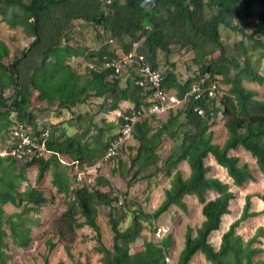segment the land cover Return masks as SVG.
Segmentation results:
<instances>
[{"label":"trees","instance_id":"16d2710c","mask_svg":"<svg viewBox=\"0 0 264 264\" xmlns=\"http://www.w3.org/2000/svg\"><path fill=\"white\" fill-rule=\"evenodd\" d=\"M111 1L0 0L2 20L33 38L8 63L4 61L11 52L0 41V150L9 149L14 114L19 122L31 126L34 136L42 138L48 132L46 147L53 152L27 161L0 155V264L12 259L11 244L19 248L32 244L34 229L43 223L42 211L52 203L36 186L28 184L22 189L29 182L31 167L38 170L37 182L52 171L53 185L66 199L67 209L54 222L55 232L65 236L85 227L93 230V251L101 255L102 264H169L171 236L160 242L145 239L136 243L145 223L154 226L172 207L186 210L188 197L202 203L205 219L195 231L187 229L184 247L173 264H190L197 254L210 264H264L260 258L264 256V228L259 227L248 240L237 233L244 222L264 214V210L252 211V195L246 196L240 217L223 233L219 248L211 243L224 216L231 214L235 193L229 184L208 177L212 168L205 164L213 156L233 184L242 187L255 180L250 165L232 155L242 148L256 159L264 174V99L259 91L245 86H264V0H159L153 10L143 9V0ZM256 6L259 12H255ZM250 21L251 28L246 24ZM89 27L95 30V46L87 44L84 36ZM223 30L241 39L231 46L225 44ZM183 50L194 54L197 67L185 80L170 62L172 54ZM117 52L143 56L153 69L161 71L164 89L180 103L166 114V120L149 115L136 122L131 134L135 144L127 149V143L123 144L106 162H114L111 176L126 183L125 191L118 190L104 174L92 184L73 187L75 164L71 163L78 162L80 167L98 164L119 138L124 117L149 110L153 104V90L149 84L141 85L135 71L116 73L105 67V57L118 59ZM81 57L93 63L84 73L71 62ZM225 86H229L227 90ZM35 101L41 103L38 111L48 120L37 117ZM123 102L131 107L121 112L118 124L98 119L101 114L121 110ZM218 129L226 134L222 144L216 142ZM58 155L68 163L63 164ZM181 163L189 166L188 177L179 169ZM160 176L167 177L170 186L161 205L150 213L130 190L144 181L151 185ZM209 192L217 196L207 201ZM259 198L264 201V194ZM6 205L20 210L9 214ZM102 207L108 209L111 248L104 244L98 224ZM47 244L45 264H50L56 244L51 239Z\"/></svg>","mask_w":264,"mask_h":264},{"label":"rangeland","instance_id":"374dc122","mask_svg":"<svg viewBox=\"0 0 264 264\" xmlns=\"http://www.w3.org/2000/svg\"><path fill=\"white\" fill-rule=\"evenodd\" d=\"M255 12H259L260 7H254ZM252 22L247 24L249 28L252 27ZM85 37L87 38V44L95 46L94 41L96 40L95 30L93 28H88L84 30ZM241 39L240 35L232 33L231 31L222 32V40L225 44L233 45L235 42ZM0 41L4 42L11 55L9 58L5 59V63L13 60L15 56H20L24 49L30 46L33 38L28 36L22 28H11L8 26L0 15ZM238 58L242 59L241 56L237 55ZM160 58L164 61L165 58L161 54ZM194 54L187 50L178 51L170 56V62L176 64V71L181 80L187 79L192 75L193 71L197 69L193 63ZM72 64L78 69L79 72L84 73L85 70L93 65L91 62H86L83 57L72 59ZM168 67V65H166ZM264 68V67H263ZM132 71V67L128 68ZM127 68H125V71ZM128 71V72H129ZM264 74V71H263ZM245 86L250 89H254L260 92L261 98L264 99V86H258L256 84H247ZM229 86L224 88L227 90ZM35 114L42 121L48 120V116L43 111H38L41 107V103L38 101L34 102ZM45 106V105H44ZM121 112H124V103H121ZM120 111L112 112L110 114H101L98 119L105 118L109 122L115 124L119 123ZM56 116V114H55ZM54 116V117H55ZM167 115H163L160 119H167ZM47 118V119H46ZM119 131V129L117 130ZM226 138V134L222 129L217 130L216 142L222 144ZM135 144L134 140L130 138L127 141L125 149L132 147ZM172 145H168L166 151L164 152V157L168 155ZM4 148V147H3ZM5 149L0 150V155H5ZM232 155L238 156L243 162L249 163L253 175L255 177L254 181L247 182L242 187H237L233 184L232 180L227 175L224 168L218 165L216 160L209 156L205 164L212 168L208 177L218 178L222 182L229 184L231 190L235 193V199L231 201V214L227 215L222 222L221 228L211 235L210 241L217 248L220 242L222 234L228 229L229 225L236 221L243 210L245 204V198L248 195H252L254 212H260L264 210V201L259 197L264 194V175L258 169L256 164V159H254L249 153L240 149L233 151ZM96 166L94 170L98 175L104 174L111 178L115 187L118 190L125 191L126 183H124L118 177H112L111 171L114 167V162H108L104 164L101 169ZM179 169L183 172L185 177L190 174L189 166L186 163H181ZM75 170V169H74ZM73 175L75 176L74 172ZM97 175V176H98ZM28 176L30 181L24 182L22 189H24L28 184L36 186L42 189L48 198H52V203H49L42 211L43 223L40 227L34 229V241L27 248H19L14 245H10L9 253L12 255V259L8 264H45V255L49 253V247L47 242L51 239L53 244H56L55 248L50 252L49 263L50 264H102L100 259L101 255L93 251L96 246L95 232L88 227L80 230H76L74 234L66 232L65 236H61L59 233L55 232L54 222L59 218L67 209L66 199L63 195L57 193V188L53 185L52 171L48 172L43 180L37 182L38 171L36 169L29 170ZM80 185L76 181L73 187ZM170 186V180L165 176H160L156 180L152 181L151 185H148L146 181L140 182L135 187L130 190L132 196L137 197L140 201H143L145 210L147 212L153 213L163 202L164 192ZM150 187V188H149ZM149 195L148 201L146 198ZM216 193L209 192L206 195V200H212L216 197ZM187 204L186 210H181L178 207L171 208L167 213H165L159 220L154 221V226H150L145 223L146 228L142 232V236L137 241V245L141 244L145 239L153 240L154 242H160L164 236H171L173 243L169 249V264H173L177 261L180 252L182 251L185 243V235L188 228L194 231L199 228L203 221L204 216L202 213L203 205L195 197H188L185 199ZM5 210L7 213L11 214L17 212L20 209L12 206L6 205ZM108 209L102 207L100 215L98 217V224L101 227L102 240L104 244L111 248L113 245V233L108 225ZM259 227L264 228V215L256 216L249 219L247 222L243 223L241 227L237 229V233L241 235L244 240L251 238ZM263 248H264V237L262 238ZM69 248V251H68ZM71 256H70V254ZM264 256L262 255V257ZM190 264H210L202 254H197Z\"/></svg>","mask_w":264,"mask_h":264},{"label":"built area","instance_id":"2783aa9c","mask_svg":"<svg viewBox=\"0 0 264 264\" xmlns=\"http://www.w3.org/2000/svg\"><path fill=\"white\" fill-rule=\"evenodd\" d=\"M105 3L109 4L111 0H104ZM109 43H114L113 40H108ZM119 54L118 59H113L112 61L105 57V67H112L116 70V73H121L125 70L129 71V67H132V70L141 78V85L149 84L152 92L153 104L149 110H142L131 113L124 117L125 123L123 124L120 132L119 138L114 141L111 147L108 149L105 158L101 160L97 165L99 170L101 167L113 156L117 155L119 148L126 144L127 141L131 138L133 127L136 122L144 119L149 115L163 116L166 115L171 109L179 105L180 101L178 98L164 89L163 86V76L161 71L153 69L143 56H136L133 52L124 55L122 52H117ZM216 86L212 87L210 92L213 95V90ZM197 88L195 86L194 91ZM202 113V112H200ZM13 125L9 132V149H5V155H11L16 157L20 161H27L34 157H48L53 152L48 150L46 147V138L48 132L42 135V138H38L32 134V128L30 125H26L17 120L16 116L12 115ZM59 159L63 164H67V160L63 156H59ZM75 164L74 174L76 176L77 183L81 184H92L97 177V172L94 170L95 167H80L78 162H73ZM96 166V165H95Z\"/></svg>","mask_w":264,"mask_h":264},{"label":"crops","instance_id":"0c3cea01","mask_svg":"<svg viewBox=\"0 0 264 264\" xmlns=\"http://www.w3.org/2000/svg\"><path fill=\"white\" fill-rule=\"evenodd\" d=\"M124 103V109H128V108H130L131 107V104L130 103H128V102H123ZM122 110V109H121ZM121 110H119L120 112H121ZM125 111V110H124ZM118 112V111H117ZM240 149H242V148H240ZM240 149H238V150H240ZM242 150H244V149H242ZM235 151H237V150H235ZM245 152H247L246 150H244ZM247 153H249V152H247ZM250 154V153H249ZM251 155V154H250ZM1 156H6V155H1ZM213 157V156H212ZM214 158V157H213ZM254 158V157H253ZM241 159V158H240ZM255 159V158H254ZM241 162H243L242 161V159H241ZM247 163V162H246ZM249 164V163H248ZM256 164H257V162H256ZM33 169H36L37 170V168L36 167H31L29 170H33ZM259 169V168H258ZM28 170V171H29ZM38 171V170H37ZM262 173V172H261ZM263 174V173H262ZM264 175V174H263ZM27 176H28V172H27ZM28 179H29V181H30V178H29V176H28ZM27 182V181H26ZM252 204H253V202H252ZM173 208V207H172ZM253 211V210H252ZM261 212V211H260ZM262 215H264V214H262ZM227 216V215H226ZM226 216H224V218L226 217ZM258 216H260V215H258ZM256 217V216H255ZM223 218V219H224ZM253 218V217H252ZM251 219V218H250ZM247 222V221H246ZM245 223V222H244ZM222 225V224H221ZM230 226V225H229ZM241 227V226H240ZM229 228V227H228ZM228 230V229H227ZM226 230V231H227ZM215 233V232H214ZM256 233V232H255ZM223 235V234H222ZM222 237V236H221ZM250 239V238H249ZM220 242H221V238H220ZM220 242H219V245H220ZM219 245H218V247L216 248L215 246V248L216 249H218L219 248ZM179 257V256H178Z\"/></svg>","mask_w":264,"mask_h":264},{"label":"water","instance_id":"95a60500","mask_svg":"<svg viewBox=\"0 0 264 264\" xmlns=\"http://www.w3.org/2000/svg\"><path fill=\"white\" fill-rule=\"evenodd\" d=\"M159 0H143L141 2V7L145 10H153L158 5Z\"/></svg>","mask_w":264,"mask_h":264}]
</instances>
